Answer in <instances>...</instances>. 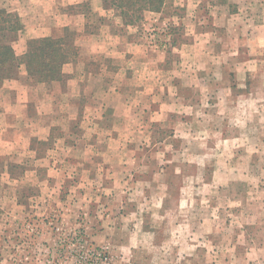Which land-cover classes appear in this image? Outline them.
Instances as JSON below:
<instances>
[{
	"label": "clouds",
	"instance_id": "obj_1",
	"mask_svg": "<svg viewBox=\"0 0 264 264\" xmlns=\"http://www.w3.org/2000/svg\"><path fill=\"white\" fill-rule=\"evenodd\" d=\"M4 17L0 264H264V0H0Z\"/></svg>",
	"mask_w": 264,
	"mask_h": 264
},
{
	"label": "trees",
	"instance_id": "obj_2",
	"mask_svg": "<svg viewBox=\"0 0 264 264\" xmlns=\"http://www.w3.org/2000/svg\"><path fill=\"white\" fill-rule=\"evenodd\" d=\"M15 39L14 26L10 24V18L4 17L0 20V40ZM57 48L51 43H44L33 47L29 60V71L32 75L41 77L54 76L59 72V62L57 61ZM11 56V49L0 44V65L7 62ZM50 61V62H49ZM35 64V67H34ZM13 69L0 68V76L12 75Z\"/></svg>",
	"mask_w": 264,
	"mask_h": 264
},
{
	"label": "rangeland",
	"instance_id": "obj_3",
	"mask_svg": "<svg viewBox=\"0 0 264 264\" xmlns=\"http://www.w3.org/2000/svg\"><path fill=\"white\" fill-rule=\"evenodd\" d=\"M109 5L106 3V7H108Z\"/></svg>",
	"mask_w": 264,
	"mask_h": 264
}]
</instances>
